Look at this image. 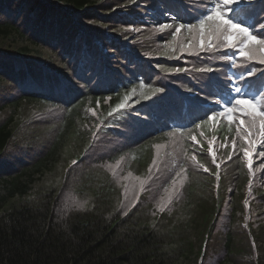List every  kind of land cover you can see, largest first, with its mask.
<instances>
[{
	"label": "trees",
	"instance_id": "16d2710c",
	"mask_svg": "<svg viewBox=\"0 0 264 264\" xmlns=\"http://www.w3.org/2000/svg\"><path fill=\"white\" fill-rule=\"evenodd\" d=\"M208 2L0 0V264H264V158L239 112L195 127L228 99L209 77L264 106L261 53L158 31ZM241 8L264 36V0Z\"/></svg>",
	"mask_w": 264,
	"mask_h": 264
},
{
	"label": "snow or ice",
	"instance_id": "6c2138e0",
	"mask_svg": "<svg viewBox=\"0 0 264 264\" xmlns=\"http://www.w3.org/2000/svg\"><path fill=\"white\" fill-rule=\"evenodd\" d=\"M245 3L246 0H209L205 5L204 11L199 15L195 23H163L158 25V31L162 32L174 27L175 32L173 33V38H175V34L180 33L184 29L189 31L199 29L200 41L198 47L201 52H212L219 48H233L239 52L240 57L244 60L255 59L259 52L261 53L259 62L264 64V36L259 35L254 30L253 25H247L245 21L238 19L240 13L244 11L241 5ZM260 28L264 30V24H261ZM134 30L138 31V29ZM220 59L231 62L233 65L235 64L233 58L226 53L222 54ZM213 70L211 66L197 69L199 72H212ZM175 71L180 72L184 71V69L177 68ZM247 75L251 77L254 75V72L248 70ZM209 81L208 87L210 88V95H220L221 91H223L227 92L228 99L215 100L216 108H210L209 113L206 114V118L202 119L200 123H197L195 127L200 128L201 124L210 121L215 122L217 117L221 119L227 117L229 124H231L233 123V117L239 112L242 118L236 127V131L239 139L244 142L239 147L243 150L244 157L248 162L249 172L251 173L253 170V156L258 155L264 158V106H262L261 99L259 97H248L247 93H244L239 86H235L229 91L226 85L216 83L211 77H209ZM155 91L159 92L161 89L157 88ZM233 92L235 93L234 95ZM123 106L117 105V108L113 111H118ZM112 114V112L109 113V115ZM257 135L261 138L260 149H257L256 146L255 137ZM231 143L234 151L229 153V159L235 154L237 147L235 138H233ZM245 144L247 145L246 147L244 146ZM208 155L212 157V163L216 164V168L219 170L220 164L216 162V154L211 144L208 148ZM196 159V156L193 155L192 160L195 161ZM72 163L76 164V161ZM198 167L202 168L205 172L209 171L203 164H199ZM183 171L184 169L182 167L181 172ZM181 172H177L176 175L179 176ZM217 179H219L218 173ZM124 214L126 215L127 213L125 212Z\"/></svg>",
	"mask_w": 264,
	"mask_h": 264
}]
</instances>
